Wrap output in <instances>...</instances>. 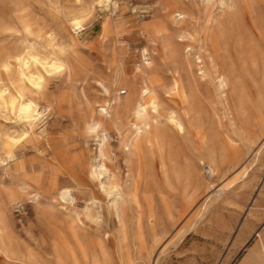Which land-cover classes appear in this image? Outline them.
<instances>
[{
	"label": "rangeland",
	"instance_id": "rangeland-1",
	"mask_svg": "<svg viewBox=\"0 0 264 264\" xmlns=\"http://www.w3.org/2000/svg\"><path fill=\"white\" fill-rule=\"evenodd\" d=\"M223 1L0 0V65L8 58L13 64L8 72H14L1 71L0 85L11 94L24 88L27 97L41 102V117L32 126L0 107V210L7 229L0 231V264H74L65 248L76 247L70 236L75 221L81 227L74 231L79 244L96 256L89 264H121L125 244L140 256L138 264H264V29L252 36L253 45L244 57L230 44L238 93H231L223 106L212 84L206 91L204 104L215 111L211 113L217 134L213 172L198 164L193 148L203 135L192 129L186 135L173 130V138L178 137L168 153L176 174L167 178L156 149L152 171L143 156L130 165L123 146L127 128L108 129L101 142V135L86 132L82 122L86 112L105 100L103 86L110 84L119 56L128 72L145 59L162 67L167 79L161 87L162 106L184 113L191 103L172 89L175 64L165 59L161 41L144 32L143 24L160 21L168 34L192 33L194 38L187 41L207 48L205 26L225 21L224 16L207 14L219 11ZM175 4L187 13L185 21L172 20L169 5L175 9ZM260 6L264 9V0ZM74 14L85 15L84 29L69 28L68 19ZM241 21L248 26L250 19ZM49 33L55 45L66 47L74 70L70 75L44 73L38 92L20 86L13 57L49 49ZM219 136H229L230 145ZM101 158L112 174L109 181L107 175L98 179L92 174ZM118 181L134 198L123 217L114 200L118 195L111 189ZM62 186L70 189L72 202L59 198ZM150 207L157 213L153 231L138 219ZM101 244L104 255L98 249ZM75 251L79 259V250Z\"/></svg>",
	"mask_w": 264,
	"mask_h": 264
},
{
	"label": "bare ground",
	"instance_id": "bare-ground-1",
	"mask_svg": "<svg viewBox=\"0 0 264 264\" xmlns=\"http://www.w3.org/2000/svg\"><path fill=\"white\" fill-rule=\"evenodd\" d=\"M98 1L103 2L107 0ZM261 2L262 0H225L221 3V8L219 11L214 12V10H211L207 15L214 14L224 16L225 21L219 24L217 21L213 20V23H209L205 26V37L208 40L207 48H196L192 46V43L187 41L191 38H194V34L192 33L190 34V37H187V33H185L186 35L184 34L185 31L182 32V30H178L175 32V35H170L167 33V27H165L160 21L147 22L143 24L142 30L144 32H146L152 38L159 39L161 41L165 59H168L172 64H175L176 74L171 77L172 89L177 90L183 98L188 99L191 105L184 113H181L179 110L173 108H169L168 110L165 108V110L161 103V87L166 85L167 79L164 75H162V67L159 68L152 64L149 59H145L143 60L142 65L135 66L133 68V72H128L125 62L123 61L122 57L119 56V58L116 57L117 63L111 76V81L109 82L110 84H108V86H103V93L106 96L105 100H103L93 112H86L82 117V122L84 123V129L86 132H98L101 135L102 141H100L104 142L106 139V131L108 129L115 128V130L117 129L118 131L122 127L127 128V133L123 139V146L125 152L127 153V159H129L130 165L134 167L137 161L143 156L146 167L149 169V171H152L153 160H155L154 150L156 149V151L159 153L160 163L165 169V175L167 178H170L172 176L175 177L176 174L175 166H170L173 162V159L169 157L168 153V149L173 144L175 138H173V130H175V134L186 135L192 129L197 134L203 135L201 144L197 146L196 149L193 148L194 151L197 150L196 155L198 164L206 165V168H208L210 172H213V161L211 154H213V151H215L214 141L217 138V134H215L216 131L214 127L215 118L211 113L213 111V114H215V111L213 107L209 108L208 105L204 104V101H207L205 97L206 91L208 90V86L212 84L214 86L215 94L219 98L218 100L224 103L223 106L226 105L225 102L231 93H238L239 78L234 64L229 58L230 44L234 43V48H236V51L238 54L242 55V57L246 55L247 49L253 45L252 36L262 32V29H264V9L260 6ZM169 6L171 10L169 14L171 18H173L172 20H175L176 22L185 21L187 19V13L180 5L175 4V9L173 8L174 5ZM253 16H256L259 21L256 19L252 20ZM241 17L248 18V20L250 19L248 26L241 21ZM26 26H28L27 22ZM68 26L74 31L78 29H84L85 15H72L68 19ZM46 38L48 39V46H50L49 49H47L48 47H43L42 53L36 50L25 52L22 51L17 55L14 54L15 56L13 57L17 65L16 70H14L17 72L20 80L18 84L20 85L21 83L23 87L25 86L37 92L43 88V83L45 81L44 73H48L50 75L52 72H57L70 75L76 66L75 62L68 57L66 47L65 50L63 47H61L62 45L57 46L53 43L52 33L47 34ZM19 49L24 50V48ZM6 60V62L4 61L0 65V73L1 71H4L2 73L7 74V72L11 69V65L13 66V64L8 61V58ZM32 67L35 69L32 70ZM12 72L10 71L8 73L11 75ZM16 78L18 77L16 76ZM13 83L15 85V82ZM12 88L10 89L12 90ZM8 89L9 88L5 87L4 85H0V107L6 109L8 112L10 111L11 114L13 113L17 115L21 120L26 121L29 125L34 124L35 121L39 122L40 112L38 110V106L41 103L40 98L27 97L24 88L16 89L12 94L8 92ZM121 94H123V96H121ZM237 101L239 103V99ZM49 106L50 105H47L45 107L48 108ZM227 111L229 113V110ZM194 140L196 139L194 138ZM221 140L227 141L228 145H230L229 142L231 139L229 136H227L225 139L222 137ZM174 145L176 144L174 143ZM206 151L209 152L205 153ZM102 156L103 154H101V157ZM4 162L6 161L4 160ZM129 169L130 168L128 167V171ZM92 174L98 179L104 175H107L108 181L112 177L110 170L102 158L100 159V162L98 164L96 163V166L92 168ZM121 184L122 183L120 182H115V184L111 185V189H113L115 194L118 195V197L114 200L115 202L119 203V209L117 210L119 215L123 217L128 207L131 205V203H133L134 198L131 194H127V190L125 191ZM134 184L135 183H133V185ZM105 188L106 187L104 186V192ZM109 190L106 191L108 192ZM57 194L62 200L72 202L74 199V197L71 196L70 189L66 186L58 188ZM92 202H94V200ZM97 203L98 202H96V204ZM92 214L93 213L89 214V216L91 217ZM168 218L173 219L172 215H170ZM138 219L142 223L147 222L149 230L153 231L155 227L154 223L157 219V213L153 208L150 207L148 212L146 214L140 215ZM168 221L170 222V220ZM78 222L79 221H75L74 226L72 225L71 229L69 228L70 231H72L70 236L76 244V247L73 245L68 246L67 249L65 248V250L68 258L72 260L74 264H89L93 260H96V256L94 254H89L86 249L79 244L77 235L74 232L80 231L81 229ZM0 231H7L1 210ZM131 248L126 246V244L124 245L123 249L126 251V257L121 261V264H138L137 260L140 256L134 253L135 250L133 251ZM76 249L79 250L80 253L79 259L76 253L77 251H75ZM98 249L101 254L104 255L105 250L103 244L99 245Z\"/></svg>",
	"mask_w": 264,
	"mask_h": 264
}]
</instances>
